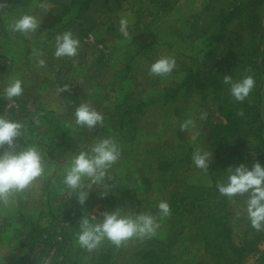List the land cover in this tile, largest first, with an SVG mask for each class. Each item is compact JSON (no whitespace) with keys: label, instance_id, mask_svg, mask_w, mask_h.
Instances as JSON below:
<instances>
[{"label":"rangeland","instance_id":"1","mask_svg":"<svg viewBox=\"0 0 264 264\" xmlns=\"http://www.w3.org/2000/svg\"><path fill=\"white\" fill-rule=\"evenodd\" d=\"M57 1L70 2V0H0L7 31V34L1 37L0 44V90H5L14 78L23 81V93L16 97L21 100L24 119L22 136L17 139L16 147L17 150L24 148L22 144L25 140L34 142V146L40 153L42 152L44 165V174L23 192L13 193L10 204L0 201V264H53V257L58 252V247L50 249V246L41 242L35 244L33 248L20 247V240L26 237L23 236L26 230L18 216L21 210L20 214L30 218L31 221L28 222L36 221L37 226L45 228L54 226L53 220L48 216L49 212L65 217L64 222L68 225L63 234L68 233L72 244L78 246L76 234L79 231V222L71 223L67 218L70 212L79 207V203L78 201L71 203V198L75 194H70V190L63 184V174L71 156L87 148L95 138L112 137L120 146V158L109 170L111 181L115 178L118 181L131 174V179H134L133 172L139 170L137 172L141 179L138 181L140 186L138 197L145 201L169 202L170 195L164 184H156L149 188L147 181L144 180L146 173L138 168L139 164H132L129 161L128 157L132 155L133 147L123 143L121 139L123 134L106 127L109 126L108 116L103 114L102 110L107 105L122 100L125 95L131 98V94L134 93L132 103L142 110L138 132L134 133L135 142L139 144L138 153L141 152L144 143H149L152 148L155 144L160 145L161 154L180 153L179 145L192 147L193 152L207 151L205 146L199 145V137L205 133L207 125L238 124L237 117L220 112L210 102L205 105L197 96L188 97L182 91L173 96L172 92L185 78V67L194 59L198 60L202 56V51L206 49L204 38L197 39L198 32L193 30L191 25L195 22L194 17L205 9L209 0H158L151 3L149 0H138L129 4L123 1L121 7L117 5L116 0H97L90 10V22L96 21L99 25L87 35H93L97 42L103 44L110 52L103 56L94 46L82 44L79 49L82 58L78 56L75 59L54 56L55 33L69 20L68 17H64L63 20L55 19L59 8ZM215 13L211 9L206 14L205 22L212 23ZM23 14L33 15L38 19L40 27L37 31L25 35L10 30L9 24L13 18ZM72 15L74 16V12ZM122 18L129 22L128 38L123 37L119 31ZM216 29L217 25H213L212 30ZM86 39L83 41L87 44ZM146 44H153L152 50H141V55L136 56V52ZM34 51H38L41 58L46 59L43 66L39 65L37 57L33 55ZM162 56L175 58L174 71L166 76L151 74L149 71L151 64ZM98 59L109 60L110 63L106 68L103 66L98 68L95 65ZM70 60L72 63L66 70L67 62ZM127 65L131 66L132 72L125 83L113 80L111 84L105 82L107 86H102L103 78L97 75L104 73V79L116 78L119 81L117 73L124 70ZM60 68L62 70L58 71ZM119 89L124 90V93L121 94ZM74 93L79 95L81 102H88L102 113L104 119L101 125L98 124L92 129L86 126L78 127L74 119L67 118V101L71 100V94ZM8 103L7 106H10L13 102ZM74 104L70 103V106ZM16 105L17 103L12 106ZM34 115H40L41 119L47 118L43 124L38 123L44 129L38 131L39 125L30 123ZM186 120H192L193 124L187 129H182L181 125ZM56 126L63 132L64 139L61 145L58 144L56 148L51 149V156H47V147L53 145H50V135L43 132L54 130ZM39 133L41 134L38 135ZM255 157L253 155L252 158ZM193 169V172L187 173L185 180L190 184L207 185L209 180L204 177L206 172L195 165ZM157 175L150 173V180H157ZM83 184L84 190L89 193V200L87 204L81 205V208L86 210L87 215H95L96 222H99L103 219L104 212H110L102 193L104 191H99L97 184L91 180L85 179ZM168 186L170 187V184ZM237 203L238 199L232 202L236 211ZM167 217H164L163 221L156 218L162 223L169 219L170 214ZM62 223V220L58 221L57 226L62 227ZM195 230L190 228L184 236L192 237ZM242 232L243 229L236 230L237 240ZM140 245L141 241L138 238L126 241L121 252V264L132 263V253L137 252L136 248ZM260 249L263 250L264 246ZM191 250L196 251L195 245H192ZM72 254L61 253L58 261L62 264H71ZM76 257L79 258L80 255ZM89 259L83 258L82 264H89ZM256 259V255L252 254L246 264H254Z\"/></svg>","mask_w":264,"mask_h":264},{"label":"trees","instance_id":"2","mask_svg":"<svg viewBox=\"0 0 264 264\" xmlns=\"http://www.w3.org/2000/svg\"><path fill=\"white\" fill-rule=\"evenodd\" d=\"M96 1L70 0L68 3L57 1L59 8L55 19L63 20L64 17H68L69 20L55 33V38L60 33L71 31L79 39L80 46L84 44L90 47L91 45L83 40L99 25L96 21L90 22V10ZM123 1L129 4L138 0H116V3L121 7ZM149 1L151 3L158 0ZM211 9L216 12L213 22H205L206 14ZM194 19L195 22L191 27L198 32L196 38L199 40L204 38L203 41L207 46L198 60L194 59L188 67H185L186 76L182 83L172 90L173 96L181 91L188 97L197 96L203 104L210 102L220 112L237 117L238 124L207 125L205 133L199 137V145L205 146L207 151L212 152L209 170L204 174L209 183L195 185L185 180L187 173L194 171L192 147L179 145L180 153L161 154L160 145L155 144L152 148L149 143H144L141 152H137L139 144L135 142L134 133L138 132L142 110L132 103L134 93L131 94V98L125 95L122 100H117L102 110V113L108 116L109 126L106 127L112 128L119 134L122 133L123 143L133 147V153L128 157L129 161L132 164H139L138 168L146 173L144 180L147 181V186L150 188L163 183L170 195L169 219L160 223L156 235L144 239L138 238L141 245L136 248L137 252L132 253L133 261L130 264H246L248 257L252 254L257 257L254 264H264V249H260L264 246V230L257 231L252 227L244 211L246 197L237 196L229 199L221 195L216 188L217 182L224 178L225 170L230 165L240 162L251 164L256 160L264 163V0H209L205 9ZM201 21L204 23L202 24ZM213 25H217L216 30H212ZM6 34L3 8H0V44L1 37ZM152 46L153 44H146L144 48L142 46L135 55H141V50L144 49L152 50ZM102 55L104 56V53ZM78 56L82 58L79 51L75 57L71 58L75 59ZM70 63H72L71 60L67 62L66 70ZM108 63H110L109 60L98 59L95 65L98 68L102 66L106 68ZM61 70L60 68L58 71ZM122 71L117 73L119 81L116 78L108 80L105 77L104 79V73L97 76L103 78L102 86H107L105 82L111 84L113 80L120 83L127 81L132 72L131 66H125ZM226 75H230L234 81L246 76L254 78V88L244 101H237L231 95L229 86L224 83ZM119 90L121 94L124 93V90ZM0 94V116L18 121L23 125L21 100L16 97L9 99L4 90H0ZM76 94H71V100L67 101V118L69 119H74L75 109L82 101ZM11 101L17 105L8 108V102ZM70 103L75 104L70 106ZM46 120V117L41 119L40 115H34L30 123L39 125L38 123L43 124ZM41 128L44 129L39 125L38 131ZM43 133L50 135V145L53 146L47 147L46 154L51 156V149L56 148L58 144L61 145L64 134L59 126H56L54 130H45ZM34 145V142L30 140H25L22 144L24 148ZM253 155L256 157L252 158ZM137 171L139 170L133 172L134 179H131V174L118 181L115 180L116 178L111 181L108 172L103 184L96 186L99 191H104L102 193L110 212L116 209L124 214L144 212L163 221L164 217H160L157 207L158 201H145L138 197L140 187L138 181L141 176ZM150 173L158 174V179L150 180ZM236 199H238L237 211L232 205ZM88 200L84 204H87ZM77 201L74 195L71 203ZM73 211L67 218V221L71 223H77L82 216L87 215L80 203L79 207ZM20 213L18 216L26 230L23 235L26 237L20 240L22 249L33 248L39 242L50 246V249L58 247V252L53 257V264H62L58 261L61 253H73L71 264H82L85 257L90 258L89 264H121V252L126 242L117 247L105 239L95 250L89 252L79 245L75 247L70 235L63 234V230L67 229L68 225L64 222L65 217L49 212L48 216L53 220L54 226L45 228L37 226L36 221L28 222L31 221L30 218ZM60 220L64 223L62 227L57 226ZM190 228L196 229L195 233L192 237L184 236ZM237 229H243L238 240ZM192 245H195L196 251L191 250ZM78 255H80L79 258L76 257Z\"/></svg>","mask_w":264,"mask_h":264},{"label":"clouds","instance_id":"3","mask_svg":"<svg viewBox=\"0 0 264 264\" xmlns=\"http://www.w3.org/2000/svg\"><path fill=\"white\" fill-rule=\"evenodd\" d=\"M40 27L38 19L29 14L13 18L9 28L12 32L25 35L37 31ZM119 31L123 37H129V22L120 20ZM80 41L71 31L60 33L55 38L54 56L56 58L75 57L78 54ZM39 65L43 66L46 59L41 53L34 51ZM176 60L171 56H162L150 66V73L157 76H166L174 71ZM224 83L229 86L231 95L237 101H244L252 89L255 81L252 76L233 80L230 75L224 77ZM11 99L23 93V81L14 78L4 90ZM103 115L88 102H81L75 109L74 120L78 127L95 128L103 123ZM193 124L186 120L182 129ZM23 125L14 120L0 116V201L10 204L13 193L23 192L44 174L43 159L36 146H29L17 150V139L22 136ZM5 146H7L5 148ZM120 146L112 137L95 138L91 144L71 156L64 169L63 184L70 194L74 193L78 202L83 205L88 199V192L84 190L85 179L94 184L102 185L111 167L119 160ZM212 152L196 150L192 161L196 168L205 172L209 170ZM218 192L229 199L241 196L246 197L244 211L254 229L264 230V163L259 160L249 164L240 162L230 165L225 170V176L216 184ZM160 217L170 214V205L167 201L158 204ZM103 219L96 222L95 215H84L79 221V231L76 234V243L83 249L91 252L105 239L119 247L132 238H148L156 235L160 227L157 218L149 213L124 214L119 209L104 212Z\"/></svg>","mask_w":264,"mask_h":264},{"label":"built area","instance_id":"4","mask_svg":"<svg viewBox=\"0 0 264 264\" xmlns=\"http://www.w3.org/2000/svg\"><path fill=\"white\" fill-rule=\"evenodd\" d=\"M86 42L90 44L91 46H94L96 49L100 50L102 53L106 55L109 54L110 52L108 48H106L103 44L97 42V40L95 39L93 35H89L88 38L86 39ZM14 104L15 103L13 102L12 104H10L9 107H11Z\"/></svg>","mask_w":264,"mask_h":264}]
</instances>
